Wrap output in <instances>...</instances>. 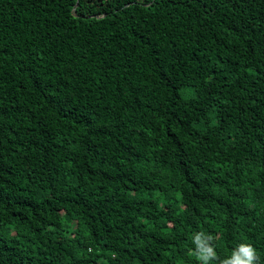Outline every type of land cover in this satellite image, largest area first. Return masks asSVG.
Listing matches in <instances>:
<instances>
[{"label":"trees","instance_id":"trees-1","mask_svg":"<svg viewBox=\"0 0 264 264\" xmlns=\"http://www.w3.org/2000/svg\"><path fill=\"white\" fill-rule=\"evenodd\" d=\"M264 264V0H0V264Z\"/></svg>","mask_w":264,"mask_h":264},{"label":"clouds","instance_id":"clouds-1","mask_svg":"<svg viewBox=\"0 0 264 264\" xmlns=\"http://www.w3.org/2000/svg\"><path fill=\"white\" fill-rule=\"evenodd\" d=\"M212 239V236H205L203 233H197L194 236L195 255L202 264H209V261L216 259V252L209 243ZM257 259L252 246L241 244L232 252L231 257L223 260L221 264H255Z\"/></svg>","mask_w":264,"mask_h":264}]
</instances>
